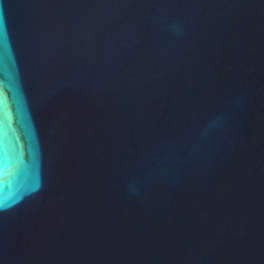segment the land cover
<instances>
[{
    "label": "water",
    "instance_id": "1",
    "mask_svg": "<svg viewBox=\"0 0 264 264\" xmlns=\"http://www.w3.org/2000/svg\"><path fill=\"white\" fill-rule=\"evenodd\" d=\"M0 264H264V0H0Z\"/></svg>",
    "mask_w": 264,
    "mask_h": 264
}]
</instances>
